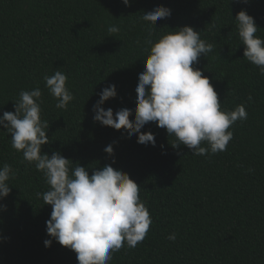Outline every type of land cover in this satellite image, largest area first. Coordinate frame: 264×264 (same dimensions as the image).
<instances>
[{"label":"trees","instance_id":"1","mask_svg":"<svg viewBox=\"0 0 264 264\" xmlns=\"http://www.w3.org/2000/svg\"><path fill=\"white\" fill-rule=\"evenodd\" d=\"M129 5L0 0V117L15 114L19 93L38 86L41 118L49 124L44 153H59L90 176L111 165L138 184L152 224L142 242L125 245L109 264H264V75L244 57L235 20L245 10L264 39V0H129ZM156 6L169 8L171 16L153 26L141 17ZM109 26L119 32L110 34ZM185 26L213 45L194 68L209 78L221 110L243 104L248 113L229 129L227 150L216 154L173 148L176 138L155 122L141 129L154 134L153 146L94 121L100 93L113 84L117 97L102 107L114 113L129 109L134 119L138 77L152 46L145 41L154 44ZM57 70L67 75L75 97L66 109L56 107L44 81ZM109 145L114 156L105 152ZM4 164L14 176L10 195L0 200L6 206L0 209V264H79L74 251L47 234L52 208L37 196L49 187L43 173L12 147L10 133L0 126V167ZM171 233L174 242L167 239ZM45 240H52L51 247Z\"/></svg>","mask_w":264,"mask_h":264},{"label":"clouds","instance_id":"2","mask_svg":"<svg viewBox=\"0 0 264 264\" xmlns=\"http://www.w3.org/2000/svg\"><path fill=\"white\" fill-rule=\"evenodd\" d=\"M123 3L130 6L129 0ZM170 16L169 8L156 6L153 11L143 13L141 19L154 26L156 21ZM235 20L244 57L264 75V39L256 35L259 29L254 18L242 10ZM108 32L118 33L119 28L109 26ZM145 43L152 46L138 77L134 119H130L129 109L114 113L111 108L102 107L117 97L113 84L100 93L93 107L94 121L117 131L125 130L129 137L138 135L137 142L142 145L155 146L154 134L141 131L149 122H155L176 138L173 148L184 145L196 156L226 151L233 139L229 129L237 121L246 120L248 113L243 104L232 111L221 110L218 93L209 78L194 68L201 55L212 52L213 45L201 39L200 33L190 26L169 31L154 44L151 39ZM67 80V75L59 70L44 77L58 109H66L75 98L66 86ZM41 96L38 86L21 91L14 104L15 114L4 112L0 126L10 133L12 147L35 164L49 186L43 194L37 193L52 208L46 222L47 234L74 251L79 264H109L113 253L125 245L135 248L150 229L152 219L140 199V187L127 173L111 165L94 170L90 176L89 170L79 163L73 168L72 161L61 154L44 153L42 148L50 140L46 131L49 124L41 118ZM248 100L252 101L251 95ZM105 152L114 156L111 145ZM10 174L14 176L10 165L0 167V200L11 193ZM0 209L6 211V206L0 205ZM167 239L174 242L176 234H169ZM44 243L51 247L52 240Z\"/></svg>","mask_w":264,"mask_h":264}]
</instances>
